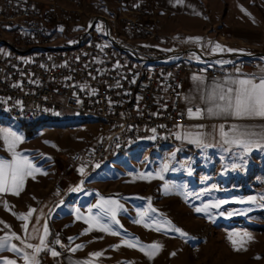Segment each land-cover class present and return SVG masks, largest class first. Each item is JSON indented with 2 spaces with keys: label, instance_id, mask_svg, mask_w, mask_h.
I'll return each instance as SVG.
<instances>
[{
  "label": "rangeland",
  "instance_id": "obj_1",
  "mask_svg": "<svg viewBox=\"0 0 264 264\" xmlns=\"http://www.w3.org/2000/svg\"><path fill=\"white\" fill-rule=\"evenodd\" d=\"M70 1L30 0L37 8L56 6L63 10L73 7ZM79 1L83 13L73 18L71 25L56 23L47 27L54 44L73 42L94 17L107 15V8L96 0ZM109 1L114 4L113 0ZM155 18L157 24L156 15ZM97 27L102 29V24ZM178 30L176 38L135 39L130 43L146 51L153 48L156 51L164 49L162 41L173 47L178 46L176 39H193L197 35L194 31L184 35ZM0 37L3 38L1 33ZM116 38L120 43H128V37L116 33ZM251 58L264 66V60ZM2 129L22 137L16 152L28 156L40 169L34 173L35 178L27 177L26 183L35 186L44 182L57 192L58 202L50 211L47 226L53 219L62 218L63 236L57 239L62 248L67 247L66 238L69 229H73L77 235L68 238L72 253L82 252L107 264H264V201L256 203L255 199L236 197L237 189L247 181L254 188L257 182V191L264 193V148L243 152L234 148L225 151L220 147L182 145L179 141L177 146L161 149L141 144L123 154H110L94 171L85 173L81 172L83 158L107 136V129L98 121L64 112L55 120L38 123L30 131L0 116ZM0 159H12L2 135ZM164 164L168 165L167 170H163ZM67 166L71 167L70 171L66 170ZM101 198L115 200L122 206L116 216L119 224L101 218V223L108 224L111 231H102L88 222L90 215L100 214L93 205ZM205 205L219 207L196 211ZM141 213L146 215L142 217ZM68 216L70 221L65 218ZM4 238H8L9 245L0 251L12 244L19 248L12 235L0 236V240ZM125 241H138L137 247H128ZM153 243L161 247L149 259L140 249Z\"/></svg>",
  "mask_w": 264,
  "mask_h": 264
},
{
  "label": "built area",
  "instance_id": "obj_2",
  "mask_svg": "<svg viewBox=\"0 0 264 264\" xmlns=\"http://www.w3.org/2000/svg\"><path fill=\"white\" fill-rule=\"evenodd\" d=\"M96 1L107 7L102 17L113 42L97 23L84 38L79 34L70 44L56 45L47 27L71 25L83 13L82 2L71 0L75 10L64 11L56 6L37 8L30 0H0V113L30 121L57 119L64 112L99 117L107 136L83 158L85 173L135 142H149L150 148L161 143L177 146L176 129L191 121L181 104L186 78L228 73L225 64H197L184 54L161 66L163 56L130 43L160 37L148 4ZM116 29H124L128 43L116 40ZM110 43H117V50H110ZM15 48H27L28 57L15 55ZM144 60H152V68H144ZM234 67L237 74H249L258 66L251 57H242Z\"/></svg>",
  "mask_w": 264,
  "mask_h": 264
},
{
  "label": "crops",
  "instance_id": "obj_3",
  "mask_svg": "<svg viewBox=\"0 0 264 264\" xmlns=\"http://www.w3.org/2000/svg\"><path fill=\"white\" fill-rule=\"evenodd\" d=\"M139 1L147 3L150 11L158 18L156 29L161 38L175 37V31L179 28L184 35H191L193 31L197 35H194L193 39H176L178 46L173 47L162 41L164 49L156 51L154 48L151 51H146L138 46L131 45L132 47L161 57L174 55L177 57L184 54L185 58L193 63L213 62L225 64L228 67V73L217 78L202 74H191L186 78L181 102L182 108L191 109L193 112L199 108L202 110V114L199 118L189 116L191 121L176 129V137L178 135L182 137L177 138L179 144L188 146L195 144L190 142L191 137H188L187 134L189 132L191 134L201 133L205 144L226 149L230 146L221 144L219 132L221 125L224 126L225 132H228L232 125L247 126L254 131L264 127V120L259 118L238 120L232 117L210 116L205 110L207 106L201 99L211 86L229 78H243L245 75L264 76V66L260 65H257L256 71L249 74L234 72L235 63L242 57H255L264 60V0ZM181 17L184 19L180 20ZM196 36L199 39H195ZM214 43L220 45V48L209 46ZM194 77H200V79L197 80ZM232 148L240 149L235 146H231L230 149ZM256 149L258 148L254 147L252 151ZM56 197L57 192L50 184L43 182L34 186L26 183V179L18 195L11 191L0 193V236L12 235V240H16L19 249H21L19 253L11 251L10 247L0 251V264H4L5 260L14 261L15 264H26L25 253L31 259L35 247L40 246V238L44 236L45 226L50 231L47 232L45 239L47 247H44L39 253H35L38 264H107L81 254L82 252L72 253L68 238L77 235L73 229H69V236H66L67 247L62 248L60 246L62 243H57L59 236H63L61 228L64 222L62 218L53 219L49 223L50 229L47 226L50 211L54 208V203L58 202ZM30 210L35 211H32L27 220L18 218L20 215L27 216ZM65 218H69L70 221L71 216ZM25 224H27V229L24 228ZM28 244L33 245V248H28ZM52 251L57 252L58 255L53 256Z\"/></svg>",
  "mask_w": 264,
  "mask_h": 264
},
{
  "label": "snow or ice",
  "instance_id": "obj_4",
  "mask_svg": "<svg viewBox=\"0 0 264 264\" xmlns=\"http://www.w3.org/2000/svg\"><path fill=\"white\" fill-rule=\"evenodd\" d=\"M216 48H220V45H216ZM231 51V50H230ZM226 63V62H225ZM194 79L199 80L200 77H194ZM202 101L205 103L206 112L210 116L216 117H232L238 120L243 119H262L264 120V76L255 75H245L243 78H229L222 83H216L210 87V89L201 97ZM190 117L199 118L202 114V110L197 108L195 112L189 109L188 112ZM155 131V130H153ZM221 136V144L229 145L225 151H229L231 146L238 147L243 150V152H250L255 148H264V127L260 130L254 131L250 127L243 125H232L228 132L224 131V126L221 125L219 128ZM0 135L3 136V140L6 149L12 154L11 161L6 159H0V193H5L11 191L13 194L18 195L22 190L23 183L25 179L29 176L34 177V173L39 172L40 169L36 167L33 162L26 155H22L16 152L17 145L22 142V137L16 132L9 129L0 130ZM191 137L190 142L197 144L202 147H209L210 145L203 142V134H187ZM177 138H182L177 136ZM168 165L164 164L163 170H167ZM83 172V169H81ZM150 175V174H149ZM77 189H73L76 191ZM94 208L100 210V214L97 216H89V223L99 226L102 231H111L108 224L101 223L102 217H107L111 222L119 224L116 220L118 211L122 206L115 200L104 199L93 205ZM209 207H219V205H205L203 209L196 208L197 212L207 211ZM32 211L30 210L27 216L20 215L18 218L21 220H27L31 216ZM155 212L156 209H151ZM88 212L92 213V208L88 209ZM145 213H141L143 217ZM80 218L79 216L77 217ZM139 223L140 221H136ZM27 229V224L24 225ZM179 232V229H175ZM112 234H116L112 232ZM181 235L184 233L181 232ZM247 235V234H245ZM47 236V227L44 229V236L40 238V246L35 247L34 254L31 259L27 253H25L26 264H38L35 259V253H39L44 247H47L45 239ZM19 239L18 237H16ZM251 239V237H248ZM59 243V241H57ZM137 243L125 241L128 247H137ZM235 243V241H233ZM9 245L8 238L0 240V249L7 248ZM28 248H33V245L28 244ZM77 247H80L79 245ZM160 245L153 243L150 245L141 246V251H145V254L149 259L154 258L160 249ZM10 250L19 253L21 249L17 248L16 245L12 244ZM52 255H58L57 252L52 251ZM94 255L99 256L100 253H95ZM174 255V253H173ZM4 264H15L14 261L5 260Z\"/></svg>",
  "mask_w": 264,
  "mask_h": 264
},
{
  "label": "bare ground",
  "instance_id": "obj_5",
  "mask_svg": "<svg viewBox=\"0 0 264 264\" xmlns=\"http://www.w3.org/2000/svg\"><path fill=\"white\" fill-rule=\"evenodd\" d=\"M73 7H70V9L64 10V11H74L75 10V3H72ZM64 8V7H63ZM69 8V7H68ZM66 9V8H65ZM61 10H63L61 8ZM116 33L120 36H125L128 37V34L124 32V29H116ZM117 40V38H116ZM110 50H117V43H110ZM15 55L20 56V57H28V49L27 48H15ZM170 65V59H161V66H168ZM144 68H152V60H144ZM0 116L2 117H7L19 124H38V123H43L47 121H52L55 119H48V120H38V121H30V120H24L21 118H16L15 115H11L8 113H0ZM79 118H87V119H94L99 122V117H96V115H81ZM141 144H149V142H135L134 144H130V146H125L123 147V153L127 152L130 147H136ZM167 146H175V143H161V145H154L151 148L154 149H161L163 147ZM114 155H119V154H114Z\"/></svg>",
  "mask_w": 264,
  "mask_h": 264
},
{
  "label": "trees",
  "instance_id": "obj_6",
  "mask_svg": "<svg viewBox=\"0 0 264 264\" xmlns=\"http://www.w3.org/2000/svg\"><path fill=\"white\" fill-rule=\"evenodd\" d=\"M37 124H22L21 126L24 127L27 130L33 131L35 129V126ZM252 183V182H251ZM257 182H255V188L254 186L250 183H248V181L246 183L242 184V188H238L237 192H236V197L238 199H242V200H251L253 201L255 199V201L261 202L264 201V193L262 192H258V186H256ZM254 189V190H252ZM244 190V192H243ZM254 207V206H253ZM251 211H253V209H251Z\"/></svg>",
  "mask_w": 264,
  "mask_h": 264
},
{
  "label": "water",
  "instance_id": "obj_7",
  "mask_svg": "<svg viewBox=\"0 0 264 264\" xmlns=\"http://www.w3.org/2000/svg\"><path fill=\"white\" fill-rule=\"evenodd\" d=\"M97 23H101L103 26H104V30H105V34H106V37L111 41L113 42V38L112 36L110 35V31H109V28H108V24H107V21L104 17L102 16H96L92 19V22L90 23L88 29L84 32V33H81L79 35V38L82 39L84 38V36H86L88 30H90L91 28H93ZM4 43V42H2ZM175 57L174 56H166V57H163V59H168V58H173Z\"/></svg>",
  "mask_w": 264,
  "mask_h": 264
}]
</instances>
